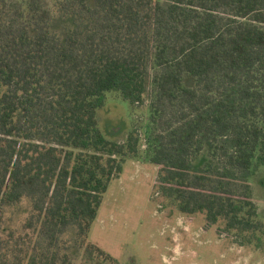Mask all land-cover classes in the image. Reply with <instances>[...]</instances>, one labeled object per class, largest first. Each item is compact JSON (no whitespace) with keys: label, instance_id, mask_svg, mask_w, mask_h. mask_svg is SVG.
<instances>
[{"label":"trees","instance_id":"trees-1","mask_svg":"<svg viewBox=\"0 0 264 264\" xmlns=\"http://www.w3.org/2000/svg\"><path fill=\"white\" fill-rule=\"evenodd\" d=\"M56 6L57 23L44 0L6 18L0 0V226L4 208L27 199L23 230L39 240L29 251L0 239V264H71V230L90 257L117 264L88 234L110 182L141 155L179 213L223 222L228 235L264 234L247 181L264 165V0ZM111 92L149 104L143 144L135 130L103 136L96 115ZM206 143L214 174L192 169Z\"/></svg>","mask_w":264,"mask_h":264},{"label":"rangeland","instance_id":"rangeland-1","mask_svg":"<svg viewBox=\"0 0 264 264\" xmlns=\"http://www.w3.org/2000/svg\"><path fill=\"white\" fill-rule=\"evenodd\" d=\"M58 1L44 0V8L52 14L55 23L60 16ZM5 2L4 13L9 18L14 11L25 12L29 0ZM192 83L190 79L185 81L189 87ZM96 118L103 136L110 141L123 142L135 130L143 144L150 129L149 104L131 108L115 92L106 94L105 105L97 111ZM143 151L141 147L142 154ZM210 151L211 146L206 143L191 158L193 172L209 169L214 174L219 169ZM157 174L158 168L143 155L138 160H127L122 173L110 182L103 196L87 243L107 253L117 264H264V234L228 235L223 222L209 225L201 214L179 213L159 194ZM247 181L258 219L264 223V165L254 166L247 174ZM30 211L31 203L27 199L17 206L4 208L0 239L18 240L29 251L38 247V238L23 230ZM62 245L71 264H111L95 255L90 257L84 247L75 244L73 230L62 237Z\"/></svg>","mask_w":264,"mask_h":264}]
</instances>
